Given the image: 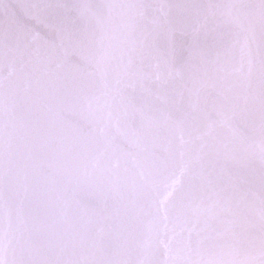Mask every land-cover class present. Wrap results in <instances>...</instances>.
Instances as JSON below:
<instances>
[{
    "label": "snow or ice",
    "instance_id": "6c2138e0",
    "mask_svg": "<svg viewBox=\"0 0 264 264\" xmlns=\"http://www.w3.org/2000/svg\"><path fill=\"white\" fill-rule=\"evenodd\" d=\"M0 264H264V0H0Z\"/></svg>",
    "mask_w": 264,
    "mask_h": 264
}]
</instances>
